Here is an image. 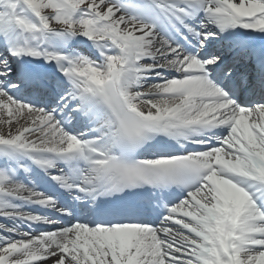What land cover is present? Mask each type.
<instances>
[{"label":"snow or ice","instance_id":"snow-or-ice-1","mask_svg":"<svg viewBox=\"0 0 264 264\" xmlns=\"http://www.w3.org/2000/svg\"><path fill=\"white\" fill-rule=\"evenodd\" d=\"M0 221V264H264V0H0Z\"/></svg>","mask_w":264,"mask_h":264},{"label":"bare ground","instance_id":"bare-ground-1","mask_svg":"<svg viewBox=\"0 0 264 264\" xmlns=\"http://www.w3.org/2000/svg\"><path fill=\"white\" fill-rule=\"evenodd\" d=\"M0 222H2V221H0ZM26 230V229H25ZM37 231H39V230H37Z\"/></svg>","mask_w":264,"mask_h":264}]
</instances>
